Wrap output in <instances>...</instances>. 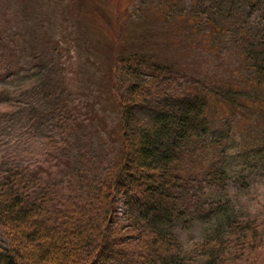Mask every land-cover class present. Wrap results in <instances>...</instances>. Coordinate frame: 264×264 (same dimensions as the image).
Here are the masks:
<instances>
[{"label":"trees","instance_id":"trees-1","mask_svg":"<svg viewBox=\"0 0 264 264\" xmlns=\"http://www.w3.org/2000/svg\"><path fill=\"white\" fill-rule=\"evenodd\" d=\"M249 1L254 7L261 0H242ZM238 2H209L225 14L221 18L211 14L215 7L200 5L194 13L198 17L194 32L201 29L198 35L211 54L226 57L230 48L241 53V83L216 70L181 77L174 66L143 49L119 55L118 60L128 64L117 66L125 80L124 95L118 98V150L108 158L111 164L94 161L85 151H77L74 160L82 172L100 170L101 175L103 169L109 170L106 217L97 248L84 264L101 258L121 189L128 196L131 193L128 204L135 211L131 219L135 228L143 230L148 245L134 260L114 251L117 259L126 261L123 264H230L260 245L262 238L251 231L257 227L255 220L247 218L237 196L242 188L252 186L256 176H264V22L252 21L246 5L242 15L233 18ZM175 41L173 37L170 45ZM57 104L63 111L71 102L60 98ZM138 164L139 173L134 170ZM22 175H27L22 168L0 159V227L19 236L16 248L9 242L0 250V264H69L71 252L61 246L70 243L77 251L90 241L82 236V228L72 231L80 240H70L68 230L47 224L42 216L44 202L37 205L32 199L43 188L28 176L24 182ZM57 180L55 192L61 195L64 181ZM58 210L61 214L65 205ZM199 223L204 224L203 232L186 245L182 231ZM31 241L36 242L33 248L28 245Z\"/></svg>","mask_w":264,"mask_h":264},{"label":"rangeland","instance_id":"rangeland-1","mask_svg":"<svg viewBox=\"0 0 264 264\" xmlns=\"http://www.w3.org/2000/svg\"><path fill=\"white\" fill-rule=\"evenodd\" d=\"M211 1L0 0V74L4 77L0 79V159L22 168L27 173L21 176L24 182L28 176L43 188L32 199L37 205L44 202L42 216L47 224L68 230L70 240H80L72 231L82 228L89 246L77 251L70 243L61 246L71 252L69 264L87 262L97 248V235L106 217L109 170L103 169L101 175L97 174L100 170L82 172L74 160L77 151H85L94 161H107L118 150V98L124 93L125 80L117 66L128 64L119 61V55L143 49L174 66L181 77H200L216 70L241 83V53L230 48L226 57L211 54L198 35L201 29L194 32L198 21L194 13L201 10L200 5L215 7L211 14L224 17ZM238 3L233 18H239L246 5L252 21L264 22V0L254 7L250 1ZM173 37L176 41L170 45ZM60 98L70 100L68 109H57ZM135 168L139 173V164ZM61 179L65 190L60 195L53 183ZM130 197L131 193L128 196L120 190L114 220L95 264H123L126 261L117 259L114 251L134 260L148 246L143 230L135 228L131 219ZM237 201L247 218L255 220L257 227L251 231L262 240L247 249L242 260L230 264H264V176H256L251 187L242 188ZM61 204L65 210L60 214ZM203 228L199 223L182 231L184 243L189 245ZM18 238L14 231L0 227V250L8 248L9 242L17 245ZM32 241L31 248L36 245ZM171 248L176 249L175 245ZM63 255L59 254L60 259Z\"/></svg>","mask_w":264,"mask_h":264}]
</instances>
